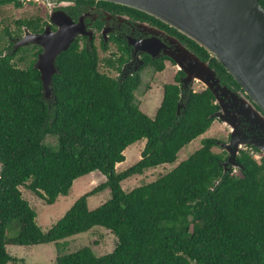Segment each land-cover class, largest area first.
<instances>
[{"label":"trees","instance_id":"16d2710c","mask_svg":"<svg viewBox=\"0 0 264 264\" xmlns=\"http://www.w3.org/2000/svg\"><path fill=\"white\" fill-rule=\"evenodd\" d=\"M258 2L264 9V0ZM187 40L218 75L230 77ZM57 64L60 73L52 80L48 102L33 70L20 71L9 57H0V264L17 261L7 253L8 245L57 244L94 227L114 235L112 252L95 256L82 247L57 256L53 264H264V155L256 148L240 151L241 168L234 174L233 169L224 172L226 152L212 151L219 141L204 138L198 150L155 181L129 192L121 187L132 176L174 162L183 147L210 129L218 106L209 90L181 99L183 73L178 72L174 83L163 86L152 119L135 102L143 68L116 79L99 71L95 55L74 46L59 55ZM152 67L164 70L162 62ZM178 103L185 106L177 116ZM49 136L54 147L45 142ZM141 140L140 160L117 173L124 151ZM95 171L106 181L43 232L19 188L53 205L76 179ZM106 188L110 199L88 210V197ZM13 219L19 231L8 238Z\"/></svg>","mask_w":264,"mask_h":264},{"label":"flooded vegetation","instance_id":"af4514ba","mask_svg":"<svg viewBox=\"0 0 264 264\" xmlns=\"http://www.w3.org/2000/svg\"><path fill=\"white\" fill-rule=\"evenodd\" d=\"M24 5L28 8L22 11ZM69 36L73 40L68 49L74 46L78 51L95 55L99 67L113 73L116 79L150 68L157 62L164 66L169 62L176 68L170 56H184L185 52L203 61L202 54L185 36L132 8L97 0H0V57H9V64L15 69L33 70L34 78L41 82V70L35 68L44 52L41 44L59 46ZM33 38L40 44L31 42ZM59 55L52 65L45 61L42 66L43 71L52 73V80L60 73ZM211 69L219 80L217 91L224 109L222 113L227 118L238 116L245 106L243 100L249 99L231 76H220ZM51 98L52 95L45 99L50 102ZM234 122L246 134L239 140L259 137L260 131L250 119L248 123ZM229 136L230 132L228 141Z\"/></svg>","mask_w":264,"mask_h":264},{"label":"water","instance_id":"95a60500","mask_svg":"<svg viewBox=\"0 0 264 264\" xmlns=\"http://www.w3.org/2000/svg\"><path fill=\"white\" fill-rule=\"evenodd\" d=\"M106 1L145 13L194 42L215 59L232 77L249 100H243L244 108L238 116L225 117L217 91L219 80L206 62H201L190 52L184 56H170L180 77L181 99L193 91L195 83L209 90L219 106L212 117L230 130L229 142L220 147L227 153L222 163L224 172L241 168L237 161L240 151L251 146L264 155V9L258 0H97ZM73 37H64L62 45L41 44L44 52L35 68L41 70L42 97L50 98L52 73L42 70L44 62L67 51ZM31 42L40 44L37 38ZM137 70V69H136ZM184 104L178 103L177 116ZM255 106L258 108L256 109ZM252 124L260 131L259 137L239 140L246 134L238 129V120Z\"/></svg>","mask_w":264,"mask_h":264},{"label":"rangeland","instance_id":"374dc122","mask_svg":"<svg viewBox=\"0 0 264 264\" xmlns=\"http://www.w3.org/2000/svg\"><path fill=\"white\" fill-rule=\"evenodd\" d=\"M28 7L24 5L22 11ZM99 71L107 73L110 77H114L113 73L108 72L104 67H99ZM177 68L171 63L166 62L162 72L154 71L153 67L145 68L140 72L141 84L135 92V102L139 109L150 118H154L156 111L162 101L163 86L165 84L174 83ZM205 89L199 83H195L193 91ZM230 130L219 120H215L210 129L202 136L196 138L191 143L183 147L177 154L174 162L162 164L155 168L145 170L141 175L132 176L121 183V187L125 192L132 189L149 184L160 176L173 170L177 165L186 160L192 153L201 147L202 139L213 138L219 143L227 144L228 134ZM46 144L54 147L55 139L52 137L46 138ZM145 140L138 141L129 146L124 151L125 160L117 164L115 170L117 173L123 172L136 164L141 156V151L144 148ZM214 153L220 154L223 152L220 146L212 149ZM106 181L105 176L100 172L95 171L86 176L76 179L66 196H59L53 205H47L44 200L24 187L19 190L22 198L27 201L30 208L36 213V224L43 231L47 232L74 202L84 194L92 191ZM110 199L109 189H103L96 192L87 199L88 210H94ZM19 231V224L16 219H13L7 229V237L14 238ZM116 245V238L108 230L101 227H94L86 233L77 234L64 239L57 244H44L36 246H6L7 253L17 259L14 263L8 264H53L55 258L59 255L75 252L82 247H89L95 256H102L113 251Z\"/></svg>","mask_w":264,"mask_h":264},{"label":"built area","instance_id":"2783aa9c","mask_svg":"<svg viewBox=\"0 0 264 264\" xmlns=\"http://www.w3.org/2000/svg\"><path fill=\"white\" fill-rule=\"evenodd\" d=\"M246 147H244L243 149H245ZM242 149V150H243ZM251 155L253 156V158H255V159H259V157H258V155H256V154H253V152L251 151ZM236 170L237 169H233V173L235 174L236 173Z\"/></svg>","mask_w":264,"mask_h":264}]
</instances>
